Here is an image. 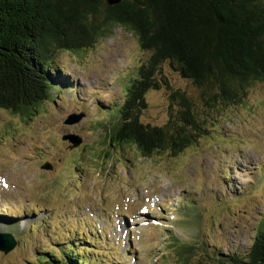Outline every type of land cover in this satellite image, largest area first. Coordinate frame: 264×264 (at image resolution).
<instances>
[{
  "label": "rangeland",
  "instance_id": "1",
  "mask_svg": "<svg viewBox=\"0 0 264 264\" xmlns=\"http://www.w3.org/2000/svg\"><path fill=\"white\" fill-rule=\"evenodd\" d=\"M150 56L116 27L92 48L59 54L60 89L28 118L0 110V234L17 242L0 264L61 255L73 241L90 264H220L248 254L264 221V85L239 106L209 109L165 64L171 90L149 92L142 122L165 126L181 92L207 135L176 157L144 159L114 148L101 128Z\"/></svg>",
  "mask_w": 264,
  "mask_h": 264
},
{
  "label": "trees",
  "instance_id": "2",
  "mask_svg": "<svg viewBox=\"0 0 264 264\" xmlns=\"http://www.w3.org/2000/svg\"><path fill=\"white\" fill-rule=\"evenodd\" d=\"M116 27L151 56L129 79L114 123L100 127L114 148L176 157L207 135L196 102L181 92L171 97L178 111L165 126L142 122L149 92L171 90L165 64L202 92L209 109L239 106L264 85V0H0V110L28 118L60 89L59 54L92 48ZM75 243L32 264H90ZM220 264H264V221L247 255Z\"/></svg>",
  "mask_w": 264,
  "mask_h": 264
},
{
  "label": "water",
  "instance_id": "3",
  "mask_svg": "<svg viewBox=\"0 0 264 264\" xmlns=\"http://www.w3.org/2000/svg\"><path fill=\"white\" fill-rule=\"evenodd\" d=\"M121 2V0H109V4L114 6L117 5ZM82 117H80L79 119H75V120H71L70 122H79L80 119ZM73 143H75L77 146L79 145V143H77V141H73ZM50 167V166H47ZM17 247V242L14 238V236L12 235H6V234H0V251L4 252V253H9L11 251H13L15 248Z\"/></svg>",
  "mask_w": 264,
  "mask_h": 264
},
{
  "label": "bare ground",
  "instance_id": "4",
  "mask_svg": "<svg viewBox=\"0 0 264 264\" xmlns=\"http://www.w3.org/2000/svg\"><path fill=\"white\" fill-rule=\"evenodd\" d=\"M120 225H119V227L121 228L120 230H122V228H123V230H124V226H125V224L124 223H119ZM10 235V234H9ZM13 236V235H12Z\"/></svg>",
  "mask_w": 264,
  "mask_h": 264
}]
</instances>
